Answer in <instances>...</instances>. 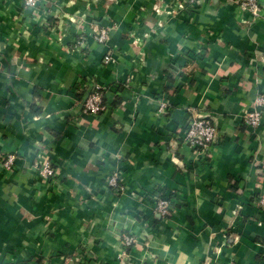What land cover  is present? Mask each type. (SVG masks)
I'll return each mask as SVG.
<instances>
[{
	"label": "crops",
	"instance_id": "1",
	"mask_svg": "<svg viewBox=\"0 0 264 264\" xmlns=\"http://www.w3.org/2000/svg\"><path fill=\"white\" fill-rule=\"evenodd\" d=\"M180 3L0 0V264H264V116L244 124L264 93V20ZM96 86L107 110L89 115ZM204 116L218 134L201 161L182 135ZM158 191L183 199L168 219L143 202Z\"/></svg>",
	"mask_w": 264,
	"mask_h": 264
},
{
	"label": "built area",
	"instance_id": "2",
	"mask_svg": "<svg viewBox=\"0 0 264 264\" xmlns=\"http://www.w3.org/2000/svg\"><path fill=\"white\" fill-rule=\"evenodd\" d=\"M42 0H25V5L28 7H36ZM180 8L184 10H196L199 6L208 0H179ZM238 6L242 14L249 16L248 23L258 22L264 20V1L260 0H233ZM109 39V30L102 28L98 32L97 40L100 43H105ZM83 45V43H80ZM111 57L105 56V62H110ZM81 103L82 112L89 115H100L107 110L105 103V93L98 86L94 87L83 94L79 99ZM168 109V103L161 101L158 112L164 113ZM264 116V93H260L253 103L250 110L244 114V124L248 129L255 130L261 126ZM217 128L213 123L211 117L204 116L191 120L189 126L182 135V142L185 146L189 147L196 155V159L204 161L209 158L211 151L216 144ZM15 156L8 155L5 159V166L12 168L15 163ZM39 174L44 181H53L58 174L59 170L49 161L43 163L39 169ZM118 174L114 173L109 180V185L116 190L120 189ZM182 198L179 193H171L165 195L158 191L153 195L144 196L143 202L152 207V209L162 218L168 219L176 207L182 203ZM264 205V199L261 201ZM136 239L132 235L123 236V245L126 251L132 249L135 245ZM69 264V263H68Z\"/></svg>",
	"mask_w": 264,
	"mask_h": 264
}]
</instances>
